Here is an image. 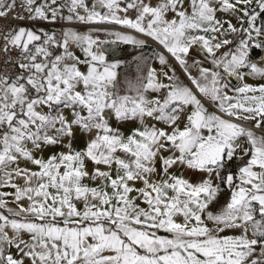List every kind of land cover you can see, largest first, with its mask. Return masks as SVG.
I'll return each mask as SVG.
<instances>
[{
	"label": "snow or ice",
	"instance_id": "1",
	"mask_svg": "<svg viewBox=\"0 0 264 264\" xmlns=\"http://www.w3.org/2000/svg\"><path fill=\"white\" fill-rule=\"evenodd\" d=\"M255 49L264 0H0V264H264Z\"/></svg>",
	"mask_w": 264,
	"mask_h": 264
},
{
	"label": "crops",
	"instance_id": "2",
	"mask_svg": "<svg viewBox=\"0 0 264 264\" xmlns=\"http://www.w3.org/2000/svg\"><path fill=\"white\" fill-rule=\"evenodd\" d=\"M91 2H92V0H89V3L91 4ZM57 27V29L59 28V26L57 25L56 26ZM123 47V46H122ZM261 50V49H260ZM260 55H261V53H260ZM259 55V56H260ZM259 56H257V57H255V56H253V59L254 60H258L259 58ZM178 71H179V69H178ZM257 80H258V78H249V83H255V82H257ZM9 191H10V189H9ZM226 199V196L225 197H221V202L223 203V201ZM142 206H144V205H142ZM161 234H163V233H161Z\"/></svg>",
	"mask_w": 264,
	"mask_h": 264
},
{
	"label": "trees",
	"instance_id": "3",
	"mask_svg": "<svg viewBox=\"0 0 264 264\" xmlns=\"http://www.w3.org/2000/svg\"><path fill=\"white\" fill-rule=\"evenodd\" d=\"M123 47H125V46H123ZM260 53H261V50H260V49H255V50H254V55H253V56L257 57V56L260 55Z\"/></svg>",
	"mask_w": 264,
	"mask_h": 264
},
{
	"label": "bare ground",
	"instance_id": "4",
	"mask_svg": "<svg viewBox=\"0 0 264 264\" xmlns=\"http://www.w3.org/2000/svg\"><path fill=\"white\" fill-rule=\"evenodd\" d=\"M262 56H264V50H262Z\"/></svg>",
	"mask_w": 264,
	"mask_h": 264
},
{
	"label": "built area",
	"instance_id": "5",
	"mask_svg": "<svg viewBox=\"0 0 264 264\" xmlns=\"http://www.w3.org/2000/svg\"><path fill=\"white\" fill-rule=\"evenodd\" d=\"M260 56H262V49H261V55H260ZM260 56H259V57H260ZM259 57H258V58H259Z\"/></svg>",
	"mask_w": 264,
	"mask_h": 264
}]
</instances>
